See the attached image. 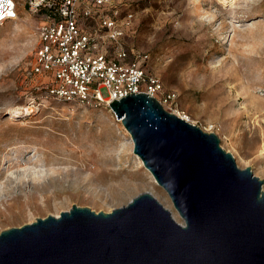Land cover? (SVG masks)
Listing matches in <instances>:
<instances>
[{
  "label": "rangeland",
  "instance_id": "374dc122",
  "mask_svg": "<svg viewBox=\"0 0 264 264\" xmlns=\"http://www.w3.org/2000/svg\"><path fill=\"white\" fill-rule=\"evenodd\" d=\"M16 1L19 17L0 26V232L73 204L110 212L143 192L182 222L109 106L46 91L48 78L32 72L39 17ZM118 1L133 12L123 47L146 53L150 73L176 94L163 108L215 133L264 190V0Z\"/></svg>",
  "mask_w": 264,
  "mask_h": 264
},
{
  "label": "water",
  "instance_id": "95a60500",
  "mask_svg": "<svg viewBox=\"0 0 264 264\" xmlns=\"http://www.w3.org/2000/svg\"><path fill=\"white\" fill-rule=\"evenodd\" d=\"M109 107L182 222L150 192L110 212L73 204L2 230L0 264H264L263 180L146 93Z\"/></svg>",
  "mask_w": 264,
  "mask_h": 264
},
{
  "label": "built area",
  "instance_id": "2783aa9c",
  "mask_svg": "<svg viewBox=\"0 0 264 264\" xmlns=\"http://www.w3.org/2000/svg\"><path fill=\"white\" fill-rule=\"evenodd\" d=\"M120 4L124 3L24 0L26 10L39 17L32 72L48 78L50 95L92 108L109 106L131 93H146L164 105L175 102L176 94L166 91L160 78L148 70V55L129 53L123 47L122 38L133 27V14H122ZM41 8L47 12H40ZM18 17L16 0H0V26Z\"/></svg>",
  "mask_w": 264,
  "mask_h": 264
},
{
  "label": "bare ground",
  "instance_id": "6f19581e",
  "mask_svg": "<svg viewBox=\"0 0 264 264\" xmlns=\"http://www.w3.org/2000/svg\"><path fill=\"white\" fill-rule=\"evenodd\" d=\"M219 1V3H221L223 6H229V5H231V6H233L234 5V0H218ZM262 75H263V73H262ZM264 78V77H263ZM29 110V109H28ZM18 111H19V109L17 108V109H15L14 108V110L12 111V112H14V114L15 113H18ZM140 159V158H139ZM140 162L142 163V161L140 160ZM143 164V163H142ZM165 207V206H164ZM166 208V207H165ZM168 209V208H167ZM170 210V209H169ZM172 213V212H171ZM172 215H173V213H172ZM55 217H58V216H55Z\"/></svg>",
  "mask_w": 264,
  "mask_h": 264
},
{
  "label": "trees",
  "instance_id": "16d2710c",
  "mask_svg": "<svg viewBox=\"0 0 264 264\" xmlns=\"http://www.w3.org/2000/svg\"><path fill=\"white\" fill-rule=\"evenodd\" d=\"M125 7V8H124ZM118 8L120 9V11H121V13H123V11H124V13L123 14H127V13H133V12H131L130 10H129V8H128V6L126 5V4H120V5H118ZM40 12H47V9L46 8H41L40 9Z\"/></svg>",
  "mask_w": 264,
  "mask_h": 264
}]
</instances>
